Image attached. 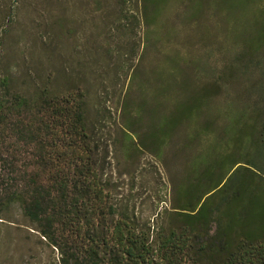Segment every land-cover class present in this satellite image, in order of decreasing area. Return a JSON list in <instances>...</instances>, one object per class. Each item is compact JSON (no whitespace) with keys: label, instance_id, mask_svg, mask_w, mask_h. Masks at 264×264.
Instances as JSON below:
<instances>
[{"label":"rangeland","instance_id":"rangeland-1","mask_svg":"<svg viewBox=\"0 0 264 264\" xmlns=\"http://www.w3.org/2000/svg\"><path fill=\"white\" fill-rule=\"evenodd\" d=\"M244 3L166 0L145 20L138 0H0V96L78 91L117 198L168 234L181 227L173 208L195 200L188 188L200 194L223 176L203 179L205 164L197 174L192 164L210 147L238 157L237 132L260 121L264 46L250 41L264 0ZM12 142L0 134V188ZM0 218V264H58L18 206L0 205Z\"/></svg>","mask_w":264,"mask_h":264},{"label":"trees","instance_id":"trees-1","mask_svg":"<svg viewBox=\"0 0 264 264\" xmlns=\"http://www.w3.org/2000/svg\"><path fill=\"white\" fill-rule=\"evenodd\" d=\"M165 1L138 0L137 5L147 20ZM258 14L250 48L260 51L264 5ZM3 97L0 134L8 133L17 157L9 161L0 205L18 206L27 227L58 252V264H203L206 259L209 264H264V97L256 129L245 125L236 134L243 143L238 157H211L210 147L208 156L192 164L193 173L204 169L203 179L211 171L223 176L200 194L195 195L197 187L188 188L187 197L195 200L173 208L181 227L168 234L152 220L141 221L117 198L78 91L51 96L44 88L32 96L8 92ZM249 176L260 182L252 183Z\"/></svg>","mask_w":264,"mask_h":264}]
</instances>
